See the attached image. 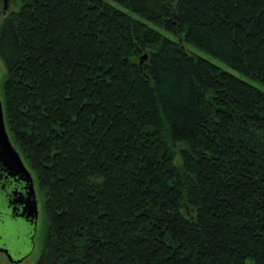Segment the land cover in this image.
Segmentation results:
<instances>
[{
    "label": "trees",
    "instance_id": "obj_1",
    "mask_svg": "<svg viewBox=\"0 0 264 264\" xmlns=\"http://www.w3.org/2000/svg\"><path fill=\"white\" fill-rule=\"evenodd\" d=\"M16 1L0 97L37 264H264V92L186 50L264 87V0Z\"/></svg>",
    "mask_w": 264,
    "mask_h": 264
},
{
    "label": "flooded vegetation",
    "instance_id": "obj_2",
    "mask_svg": "<svg viewBox=\"0 0 264 264\" xmlns=\"http://www.w3.org/2000/svg\"><path fill=\"white\" fill-rule=\"evenodd\" d=\"M21 160L30 175L37 216L34 219L29 216V202H32L29 183L0 157V254L10 264L21 263L34 251V240L40 232L36 183L22 158ZM4 232L12 234L8 243L4 239ZM15 256L17 257L14 258Z\"/></svg>",
    "mask_w": 264,
    "mask_h": 264
},
{
    "label": "rangeland",
    "instance_id": "obj_3",
    "mask_svg": "<svg viewBox=\"0 0 264 264\" xmlns=\"http://www.w3.org/2000/svg\"><path fill=\"white\" fill-rule=\"evenodd\" d=\"M106 1L107 3L112 4L109 0H103ZM6 3V11L4 12V4ZM18 9V3L16 0H1L0 3V26L3 23L4 19L8 16L9 13L14 12ZM186 50H188L189 52L196 54L200 57H203L209 61H211L213 64H215L216 66L220 67L222 70L242 79L243 81H246L247 83H249L250 85L258 88L259 90L264 92V87L262 85H260L258 82L253 81L251 79H248L246 77L241 76L240 74H238L236 71H234L233 69L229 68L228 66H226L223 63H220L212 58H210L209 56L191 48V47H186ZM5 74H6V69L5 66L3 64V61L0 59V94H1V88H2V83L4 82L5 79ZM25 163V162H24ZM26 165V164H25ZM27 166V165H26ZM28 168V167H27ZM29 169V168H28ZM30 171V170H29ZM31 173V171H30ZM32 174V173H31ZM33 176V174H32ZM34 178V176H33ZM35 180V179H34ZM36 188L38 191V200H39V207H40V213H39V228H40V232L37 234L36 238H35V247H34V251L32 253H30L29 256H27V258L22 261L21 263H11V264H37L40 254H41V250L43 247V240H44V236H45V232H46V227H47V219L46 216L44 214V210H43V199H42V194L40 193V191L38 190L37 184H36ZM10 228H12L10 226ZM5 233V232H4ZM12 238V234L9 232V234L5 233L4 235V239L6 240V242H9V239ZM9 245V244H8ZM10 248V246H8ZM11 249V248H10ZM12 251V249H11ZM17 256H15L14 258H16ZM0 264H10L7 260L4 259V257L0 254Z\"/></svg>",
    "mask_w": 264,
    "mask_h": 264
},
{
    "label": "water",
    "instance_id": "obj_4",
    "mask_svg": "<svg viewBox=\"0 0 264 264\" xmlns=\"http://www.w3.org/2000/svg\"><path fill=\"white\" fill-rule=\"evenodd\" d=\"M3 9L5 12L7 9L6 3L4 4ZM0 157H2V159L7 164L13 167L12 168L13 170H15L17 173H21L24 176L25 180L29 183L30 189H31L30 197L32 200V202H29V207H28L29 216L32 217L33 219L36 218L37 212H36V205H35L34 196L32 192L30 175L25 169L19 153L12 145L10 138L8 136L5 121H4V113H3L1 97H0Z\"/></svg>",
    "mask_w": 264,
    "mask_h": 264
}]
</instances>
